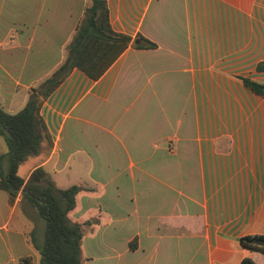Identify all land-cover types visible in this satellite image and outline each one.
<instances>
[{
    "label": "crops",
    "instance_id": "crops-1",
    "mask_svg": "<svg viewBox=\"0 0 264 264\" xmlns=\"http://www.w3.org/2000/svg\"><path fill=\"white\" fill-rule=\"evenodd\" d=\"M88 3L0 0L6 112L63 64ZM107 5L129 46L98 79L74 68L43 100L50 142L20 175L42 166L81 187L69 216L85 223L83 264H263L240 238L264 235V96L244 82L264 84V0ZM34 213L0 189V264L39 263Z\"/></svg>",
    "mask_w": 264,
    "mask_h": 264
},
{
    "label": "trees",
    "instance_id": "trees-1",
    "mask_svg": "<svg viewBox=\"0 0 264 264\" xmlns=\"http://www.w3.org/2000/svg\"><path fill=\"white\" fill-rule=\"evenodd\" d=\"M130 42V36L112 28L107 0H89L83 19L67 46L63 64L32 89L26 106L19 112L8 113L0 103V135L8 148L6 153L0 154V189L9 193L11 201L22 192L23 198L44 221L42 238L36 229L29 235L40 256L38 264H83L85 228V223L73 221L69 216L76 207L80 186L58 187L42 166L35 168L27 179L19 173L21 164L30 156L39 154L46 141L50 142L46 123L40 114L42 102L74 68L98 79ZM149 45L155 46V43ZM258 68L264 70V62ZM244 82L264 96V84L250 79H244ZM240 242L245 248L264 254V235L243 236ZM29 260L24 259L25 262ZM242 264L258 263L246 257Z\"/></svg>",
    "mask_w": 264,
    "mask_h": 264
},
{
    "label": "rangeland",
    "instance_id": "rangeland-1",
    "mask_svg": "<svg viewBox=\"0 0 264 264\" xmlns=\"http://www.w3.org/2000/svg\"><path fill=\"white\" fill-rule=\"evenodd\" d=\"M31 157V156H30ZM32 161H33V158L32 159H30V160H28V161H26V162H24L20 167V174L21 175H25L26 174V172H27V170L30 168V166H31V164H32ZM28 202V201H27ZM31 205V204H30ZM32 206V205H31ZM32 208L34 209V218H37V219H40L39 218V216H38V214H37V211H36V209L32 206ZM18 216L19 217H23L24 218V216L22 215V211H21V208L19 207L18 209H17V211H16V217L18 218ZM41 222L39 223L40 224V231H41V237L43 236V232H44V227H45V224H44V221L41 219L40 220ZM91 264V263H90Z\"/></svg>",
    "mask_w": 264,
    "mask_h": 264
}]
</instances>
